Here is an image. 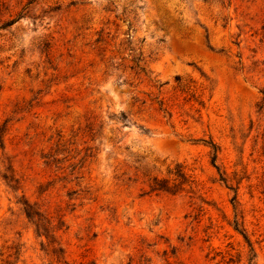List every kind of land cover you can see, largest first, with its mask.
<instances>
[{"label": "rangeland", "instance_id": "374dc122", "mask_svg": "<svg viewBox=\"0 0 264 264\" xmlns=\"http://www.w3.org/2000/svg\"><path fill=\"white\" fill-rule=\"evenodd\" d=\"M0 264H264V0H0Z\"/></svg>", "mask_w": 264, "mask_h": 264}, {"label": "trees", "instance_id": "16d2710c", "mask_svg": "<svg viewBox=\"0 0 264 264\" xmlns=\"http://www.w3.org/2000/svg\"><path fill=\"white\" fill-rule=\"evenodd\" d=\"M131 62L133 63V66L130 67V71H133L134 75L136 74L146 75L144 67L140 65V61L137 62L133 59L131 60ZM213 162L215 163V159L213 160Z\"/></svg>", "mask_w": 264, "mask_h": 264}]
</instances>
